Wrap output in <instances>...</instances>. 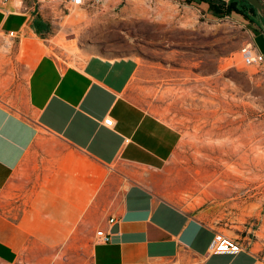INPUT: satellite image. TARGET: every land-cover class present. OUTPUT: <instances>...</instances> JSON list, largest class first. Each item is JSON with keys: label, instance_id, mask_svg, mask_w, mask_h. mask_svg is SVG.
<instances>
[{"label": "crops", "instance_id": "1", "mask_svg": "<svg viewBox=\"0 0 264 264\" xmlns=\"http://www.w3.org/2000/svg\"><path fill=\"white\" fill-rule=\"evenodd\" d=\"M16 1L6 2L8 12L0 9V26L5 29L37 34L35 25L49 27V16H62L56 5L26 0L24 12ZM172 1L207 21L224 16L211 4L230 2ZM237 3H246V14L233 10L225 15L236 16L264 52V15L247 0ZM154 4L148 14H166L160 0ZM143 10L142 0H102L74 12L82 14L86 30L98 31L114 11L130 17L145 14ZM12 17L18 23L11 25ZM157 75L179 71L130 54L93 52L82 61L63 63L53 53L42 52L29 73L28 107L0 100V264H15L20 257L63 245L70 253L75 241L90 245L82 264L264 261L263 250L255 248L262 239L238 231L246 249L208 251L215 231L228 230L234 213L236 222L246 227L251 203L246 197L235 209L230 196L189 204L164 191L163 169L181 141V129L143 99V78L153 77L155 82ZM201 75H214V70L208 65ZM109 115L113 125L103 122ZM112 215L117 217L112 227L118 224V229L109 242H96V230L108 227Z\"/></svg>", "mask_w": 264, "mask_h": 264}, {"label": "rangeland", "instance_id": "2", "mask_svg": "<svg viewBox=\"0 0 264 264\" xmlns=\"http://www.w3.org/2000/svg\"><path fill=\"white\" fill-rule=\"evenodd\" d=\"M155 1L142 0L145 14L139 16L122 17L114 11L98 31L86 30L82 14L73 12L49 16V27L37 25V34L21 31L10 38L1 32L0 100L28 107L29 73L42 52L63 63L82 61L93 52L130 54L179 71L157 75L155 82L146 76L141 86L151 109L181 129V141L163 169V189L189 204L230 196L235 209L246 197L251 201L246 227L236 222L234 213L223 232L260 237L255 248L264 253V64L246 63L241 53L251 32L236 16L207 21L172 0H160L166 14L152 16L148 11L156 7ZM18 20L12 17L11 25ZM208 65L214 75H201ZM75 244L70 253L63 245L20 257L15 264H82L89 242Z\"/></svg>", "mask_w": 264, "mask_h": 264}, {"label": "built area", "instance_id": "3", "mask_svg": "<svg viewBox=\"0 0 264 264\" xmlns=\"http://www.w3.org/2000/svg\"><path fill=\"white\" fill-rule=\"evenodd\" d=\"M8 0H0V9L8 12V9L5 8L6 2ZM18 10L19 11H27L28 7L24 4L26 0H18ZM102 0H36V5L41 6L43 2H46L49 7L55 6L60 9V12L63 17L72 14L78 7L87 5V6H96ZM3 32L6 36L13 38L19 36L21 30L19 29H5L0 26V34ZM241 53L243 60L246 63L254 64L260 63L264 64V52L255 44L253 39H250L247 43H245L241 48ZM103 122L106 125H113L114 119L111 115L105 117ZM117 221V217L112 215L109 217V226L108 227H100L96 230L95 241L99 243H106L112 239L113 231L111 230L112 225ZM247 248V243L243 240H240L237 237L230 236L221 230H216L208 247V251L210 253H220V252H229V253H237L241 250ZM264 264V261L259 263Z\"/></svg>", "mask_w": 264, "mask_h": 264}, {"label": "trees", "instance_id": "4", "mask_svg": "<svg viewBox=\"0 0 264 264\" xmlns=\"http://www.w3.org/2000/svg\"><path fill=\"white\" fill-rule=\"evenodd\" d=\"M211 8L220 15L231 13L233 10L238 11L242 14H246L245 9L247 8V6L246 3L239 6L237 0H230V2L226 6L211 4ZM35 28L40 30L37 25H35Z\"/></svg>", "mask_w": 264, "mask_h": 264}, {"label": "water", "instance_id": "5", "mask_svg": "<svg viewBox=\"0 0 264 264\" xmlns=\"http://www.w3.org/2000/svg\"><path fill=\"white\" fill-rule=\"evenodd\" d=\"M255 9H257L261 14L264 15V0H247ZM118 229V224H115L112 227V231Z\"/></svg>", "mask_w": 264, "mask_h": 264}, {"label": "bare ground", "instance_id": "6", "mask_svg": "<svg viewBox=\"0 0 264 264\" xmlns=\"http://www.w3.org/2000/svg\"><path fill=\"white\" fill-rule=\"evenodd\" d=\"M75 41V40H74ZM63 44V43H62Z\"/></svg>", "mask_w": 264, "mask_h": 264}]
</instances>
